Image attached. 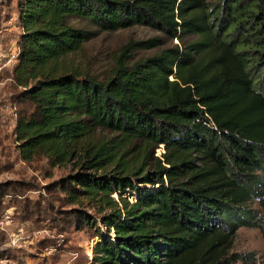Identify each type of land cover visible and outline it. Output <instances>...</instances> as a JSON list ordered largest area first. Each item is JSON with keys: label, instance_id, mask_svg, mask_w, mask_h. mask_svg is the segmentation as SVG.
I'll use <instances>...</instances> for the list:
<instances>
[{"label": "trees", "instance_id": "16d2710c", "mask_svg": "<svg viewBox=\"0 0 264 264\" xmlns=\"http://www.w3.org/2000/svg\"><path fill=\"white\" fill-rule=\"evenodd\" d=\"M14 1L21 32L5 77L18 107V157L50 168L75 163L55 183L56 198L76 207L64 213L67 226L93 231L92 262L242 260L228 256L236 232L264 236L252 209L264 207V0ZM70 18L103 32L144 26L194 40L132 64V47L160 41L131 43L99 80L66 63L90 40ZM97 129L113 136L96 139ZM19 189L0 183V212L9 197L20 200ZM20 210L59 223L51 202ZM10 255L0 251V260Z\"/></svg>", "mask_w": 264, "mask_h": 264}, {"label": "rangeland", "instance_id": "374dc122", "mask_svg": "<svg viewBox=\"0 0 264 264\" xmlns=\"http://www.w3.org/2000/svg\"><path fill=\"white\" fill-rule=\"evenodd\" d=\"M16 15L14 0H0V183H13L21 188L16 194L20 200L15 202L9 197L0 212V251L12 254L3 257L0 264H95L92 262V247L97 239L93 231L78 230L74 221L67 226L63 222L64 213L76 207L62 204L56 198L61 192L55 189V183L75 172V163L50 168L44 159L28 164L18 157L13 134L18 107L9 92L10 80L5 77L17 55L16 40L21 29ZM69 23L89 32L90 40L78 54L67 58L66 63L72 69L99 80H104L111 73L121 51L131 43H145L153 39L160 41L158 46L132 47L127 60L132 64L176 46L184 50L194 40L190 36L181 40L170 39L144 26L103 32L78 18H70ZM95 136L96 139L107 140L113 134L97 129ZM163 153L161 146L154 148L151 154L160 158ZM26 201L51 202L59 223L47 222L39 217L33 220L34 215L26 217L20 210V205ZM252 209L264 221V207L253 203ZM81 210L89 217L96 216L92 210ZM102 229L106 231L104 226ZM228 249L229 259L233 255L243 257L240 261H232V264H264V236L259 229L241 227L229 240Z\"/></svg>", "mask_w": 264, "mask_h": 264}]
</instances>
